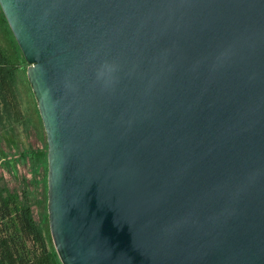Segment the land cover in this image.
Masks as SVG:
<instances>
[{
    "label": "water",
    "instance_id": "water-1",
    "mask_svg": "<svg viewBox=\"0 0 264 264\" xmlns=\"http://www.w3.org/2000/svg\"><path fill=\"white\" fill-rule=\"evenodd\" d=\"M0 8L61 264H264V0Z\"/></svg>",
    "mask_w": 264,
    "mask_h": 264
},
{
    "label": "rangeland",
    "instance_id": "rangeland-1",
    "mask_svg": "<svg viewBox=\"0 0 264 264\" xmlns=\"http://www.w3.org/2000/svg\"><path fill=\"white\" fill-rule=\"evenodd\" d=\"M0 46L15 68L22 120L15 121L0 100V192L27 206L47 244L54 249L47 210V141L38 107L26 75L27 63L0 8Z\"/></svg>",
    "mask_w": 264,
    "mask_h": 264
},
{
    "label": "trees",
    "instance_id": "trees-1",
    "mask_svg": "<svg viewBox=\"0 0 264 264\" xmlns=\"http://www.w3.org/2000/svg\"><path fill=\"white\" fill-rule=\"evenodd\" d=\"M14 70L0 46V100L11 118L21 121ZM53 250L36 227L29 208L0 192V264H61Z\"/></svg>",
    "mask_w": 264,
    "mask_h": 264
}]
</instances>
